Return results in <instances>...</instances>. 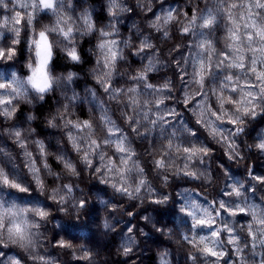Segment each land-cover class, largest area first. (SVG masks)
Listing matches in <instances>:
<instances>
[{
  "label": "clouds",
  "instance_id": "clouds-1",
  "mask_svg": "<svg viewBox=\"0 0 264 264\" xmlns=\"http://www.w3.org/2000/svg\"><path fill=\"white\" fill-rule=\"evenodd\" d=\"M0 264H264V0H0Z\"/></svg>",
  "mask_w": 264,
  "mask_h": 264
}]
</instances>
